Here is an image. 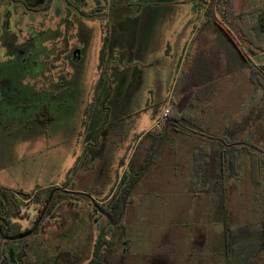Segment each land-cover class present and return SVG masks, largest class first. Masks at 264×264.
<instances>
[{
    "label": "rangeland",
    "instance_id": "374dc122",
    "mask_svg": "<svg viewBox=\"0 0 264 264\" xmlns=\"http://www.w3.org/2000/svg\"><path fill=\"white\" fill-rule=\"evenodd\" d=\"M150 1L0 0V215L7 221L0 236V264H88L92 228L86 215L105 203L94 204L86 196L97 191L96 184L101 185V195L113 193L124 170L129 175L153 148L157 147L158 163L146 178L181 181L187 172L181 163H176L179 170L173 169V154L167 148L171 142L178 148L191 147L198 136L191 138L188 131L187 137L174 136L183 131L169 129L164 139L150 144L148 132L162 130L150 126L167 107L178 103L180 111L202 118L208 128L228 130L233 139L244 137L264 146V91L251 80L249 66L253 62L264 67V51H247L225 1ZM263 2L248 0L243 7ZM236 6L242 7L240 2ZM147 7H155L159 43L141 55L139 36L135 58L118 61V50L110 54V36L104 41L105 34L110 35L115 24L128 26L125 35L133 23L137 31L141 9ZM216 22L247 52L249 60L241 58V68L232 44L217 35ZM103 43L108 83L97 89ZM203 60L208 71L198 80L200 87L191 79L192 72L197 79L205 72ZM194 63L198 67L193 69ZM123 75L131 80L127 88L120 84ZM139 128L147 130L141 154L137 150L127 165L121 149ZM121 129L126 138H118L113 148L109 132L117 136ZM241 159L238 179L225 171L230 183L223 204L233 221L260 222L264 173L256 186L246 151ZM19 232L18 237H7ZM251 264H264L263 250L252 256Z\"/></svg>",
    "mask_w": 264,
    "mask_h": 264
},
{
    "label": "crops",
    "instance_id": "0c3cea01",
    "mask_svg": "<svg viewBox=\"0 0 264 264\" xmlns=\"http://www.w3.org/2000/svg\"><path fill=\"white\" fill-rule=\"evenodd\" d=\"M153 1L157 0L150 2ZM154 8L141 9V24L138 23L141 28L136 31L135 23L131 24L130 27L133 29L128 35H125L123 30L128 26L114 25L112 51L118 50V57L122 61L135 58L140 45L139 36H141V55L146 50L156 48V42L159 43L161 35V25L156 19V10H152ZM215 31L218 35L216 26ZM220 38L222 39L219 36ZM161 50L162 48L160 52ZM232 50L241 68L243 64L241 58L235 49ZM203 61L201 62H203L202 67L205 72L198 79L195 77V72H192L193 78L191 79L200 87L198 80L207 76L206 71H208V64L206 60ZM195 67H198V63L196 65L194 63L193 69ZM130 82V78H127L126 82L121 85L127 88ZM124 123L126 124L127 121L123 120ZM121 130L117 136L114 130L109 132L110 143H108L113 148L118 146L119 143L116 141L118 138L122 140L126 138V134H123L124 129ZM146 133L147 130L141 132L139 128L131 141L125 142L122 146V154L126 152L125 163L127 165L130 160L134 161L133 157L137 150L140 152L139 155L141 154V138ZM155 133L151 131L150 139ZM172 134L187 137L184 132H173ZM191 136V138L198 136L196 138L198 140L193 141L191 147L178 148L174 142H171L167 148V151L173 154L171 158L173 169L179 170L177 164L181 163L184 172H187L181 181H172V179L163 183L147 179L154 165L158 163L154 159V154L150 158L144 175L135 183L132 191L122 199V214L119 221L112 223V219H109L100 209L87 213L86 219H90L91 227L89 228H92L88 264L90 261L91 264H240L241 260H244L245 264H251L252 254L255 257L257 252L256 247H252L257 237V221L249 220L242 223L239 220H232L227 205L223 204L224 197H229L230 180L227 182L226 178L219 177L220 144L194 133ZM149 147L146 146L145 149L148 150ZM200 151L202 154L209 153L208 156H203L202 160L209 162L207 166L211 175L205 181H194L191 184L190 178L195 165L194 155L197 156ZM196 161L199 162L200 158H196ZM140 166L141 157L131 173L138 171ZM152 173L154 174L153 171ZM233 183L235 186L237 182L233 181ZM95 187L97 191L86 197L96 203H106L112 193L101 195L99 193L101 185L96 184ZM197 187L201 189L203 187L205 190L196 189ZM162 188H164L163 191L160 190ZM163 192L166 194L163 195ZM243 227L245 239L242 234ZM242 246H245L246 252L241 249ZM237 248L241 249L240 254Z\"/></svg>",
    "mask_w": 264,
    "mask_h": 264
},
{
    "label": "trees",
    "instance_id": "16d2710c",
    "mask_svg": "<svg viewBox=\"0 0 264 264\" xmlns=\"http://www.w3.org/2000/svg\"><path fill=\"white\" fill-rule=\"evenodd\" d=\"M224 1L226 3V7H227L230 17L236 21L235 22L236 29L240 33L242 40L246 43L247 51L251 54H256L258 52L264 51V2L262 4H258V5H254L249 8H246V7H243L244 6L243 2H247L248 0H224ZM237 2H240L242 6L240 10H237L236 8ZM216 29L219 32V34H222L225 37V39L232 44L236 52L239 54L240 58L244 60H249L247 57V52L243 50L242 47H240L237 44V42L234 40V37L230 33L229 30L224 28L218 22H216ZM112 46H114L113 41L108 43L110 54H112V48H113ZM105 49H106V44L103 43L101 51H100V57H99V68L101 70V73L99 75L98 82L96 83V86H95L97 89L99 86H101V84L103 85L105 83H108V81L105 80L106 75H105V70H104V61L107 58V52L105 51ZM249 66L251 70V73H250L251 80L254 83L258 84L264 91V67L257 66L253 62L249 63ZM120 79H121L120 84L123 82L125 83L127 80V77L123 75L121 76ZM204 79H205V76H203L201 80H204ZM176 104L178 105V103ZM176 104L171 109L169 108L167 119H166V121L169 120V122L166 126L163 125L161 127L162 130L159 134H157L156 132L155 135L152 136V143L154 139H158V141H160L161 139H164L167 136L169 129H173V130L179 129L180 131H183L184 133H186V131L188 130H186L185 127L196 130L200 133H204L208 136L221 138L226 143H233L235 141L250 142L252 145H254L255 147L259 148L262 151L252 150L243 145L225 146L224 144L219 143L221 147V154H220V159H219L220 161L219 177L224 178L225 171L229 170L231 174H234V178L238 179L241 174V171H240L241 165H242L241 154L243 151H246L249 156L250 178L256 186L258 184L259 185L261 184L262 176L264 173V146L248 141V139L244 137L238 140L233 139L228 134L227 132L228 130L226 132H221L219 130L208 128L204 124V121L202 118L196 117L195 115L191 114L190 112H187L186 110L180 111ZM172 119L176 120L177 122L170 121ZM148 135L151 136L152 135L151 132H148ZM199 136L204 137L201 135ZM204 138H207V137H204ZM207 139L218 142L216 139H211V138H207ZM156 149L157 147L153 148L152 152H150L146 161L143 164H141L138 171L134 173H129V175L126 172H123L119 178L118 189H116L112 193L111 198L105 203L104 206L97 205L107 217H110L112 219V223L120 220V216L122 214V199L126 197V195H128L132 191V188L134 187L135 183L144 175V173L146 172L149 166L150 158L157 151ZM205 155L208 156L209 153L202 154L200 151V153L197 154V156L194 155L195 165H194V172L190 178L191 184L192 182L194 183V181H199V182L205 181L206 178L210 177L211 175V171H209L208 166H207L209 162L204 159L202 160L203 156ZM196 158L197 159L200 158V161L197 162ZM77 166H78V162L76 165H74L73 168L76 169ZM199 188L200 187H197L196 189H199ZM203 189L205 190V188L202 187L201 190ZM63 191L71 192L68 190H63ZM17 194L23 196L24 199L30 198V195L25 194L23 192H17ZM50 203H53L52 198L48 199V202H46V205L48 206ZM94 204H97V203L95 202ZM0 220H2V223L0 221V236H2V234H5L3 233V226H4L3 223L6 220L4 219V217H1V215H0ZM242 230L244 233V227L242 228ZM20 234L22 233L19 232L17 234H11V236L8 235L7 237H18V235ZM245 238L246 237L244 234L243 239ZM254 246L256 247V251L263 250L264 252V219H262V221L260 222L257 221V237L254 243H252V247ZM253 255L254 254H252V256ZM89 264H91V261L89 262Z\"/></svg>",
    "mask_w": 264,
    "mask_h": 264
},
{
    "label": "water",
    "instance_id": "95a60500",
    "mask_svg": "<svg viewBox=\"0 0 264 264\" xmlns=\"http://www.w3.org/2000/svg\"><path fill=\"white\" fill-rule=\"evenodd\" d=\"M170 121H172V122H177L176 120H170ZM168 122H169V120H167L166 122H165V126L168 124ZM186 128V130H188L189 132H191V133H194V134H198V135H201V136H204V137H207V138H211V139H216L219 143H221V144H224L225 146H233V145H243V146H246V147H248V148H250V149H252V150H258V151H262V150H260L259 148H257V147H255L254 145H252L251 143H249V142H245V141H235V142H233V143H226L223 139H221V138H218V137H212V136H208V135H206V134H204V133H200V132H198V131H196V130H193V129H190V128H187V127H185ZM123 203V202H122ZM109 219H110V217H109Z\"/></svg>",
    "mask_w": 264,
    "mask_h": 264
},
{
    "label": "built area",
    "instance_id": "2783aa9c",
    "mask_svg": "<svg viewBox=\"0 0 264 264\" xmlns=\"http://www.w3.org/2000/svg\"><path fill=\"white\" fill-rule=\"evenodd\" d=\"M168 111H169L168 107L164 109L162 115L153 123L152 129L157 130V129H160L164 125L167 119Z\"/></svg>",
    "mask_w": 264,
    "mask_h": 264
},
{
    "label": "flooded vegetation",
    "instance_id": "af4514ba",
    "mask_svg": "<svg viewBox=\"0 0 264 264\" xmlns=\"http://www.w3.org/2000/svg\"><path fill=\"white\" fill-rule=\"evenodd\" d=\"M108 22V21H107ZM106 22V23H107ZM61 32V31H60ZM60 36H63V35H60ZM107 36H110V42L113 40V29H111V34L110 35H107V34H105V36H104V41H106V38H107ZM60 40H62V38L60 37ZM110 42H107V43H110ZM107 43H106V45H107ZM78 48V47H77ZM77 48H75V49H77ZM77 51V50H76Z\"/></svg>",
    "mask_w": 264,
    "mask_h": 264
}]
</instances>
